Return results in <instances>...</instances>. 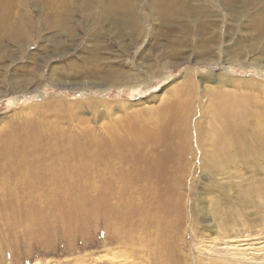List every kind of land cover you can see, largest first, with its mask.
I'll list each match as a JSON object with an SVG mask.
<instances>
[{"label":"rangeland","instance_id":"374dc122","mask_svg":"<svg viewBox=\"0 0 264 264\" xmlns=\"http://www.w3.org/2000/svg\"><path fill=\"white\" fill-rule=\"evenodd\" d=\"M102 1L0 0V264H264V215L249 228L193 222L217 179L199 168L210 113L188 112L221 88L248 128L264 124V53L231 13L264 0H106L107 15ZM102 43L119 74L61 73ZM231 163L228 196L264 184V170L240 162V178Z\"/></svg>","mask_w":264,"mask_h":264},{"label":"bare ground","instance_id":"6f19581e","mask_svg":"<svg viewBox=\"0 0 264 264\" xmlns=\"http://www.w3.org/2000/svg\"><path fill=\"white\" fill-rule=\"evenodd\" d=\"M105 2H106V0H103L102 5L106 6L105 7L106 15L112 14L114 12V10L112 9L113 5H111V7H110L109 6L110 4L107 5ZM117 4H118V2H117ZM119 6H120V3H119ZM128 6H130V5H128ZM116 7H118V5H116L114 8H116ZM239 7H240L239 4H236L234 2V7H233L234 9H232L233 11L231 12L233 18L238 23L240 18H242L241 16L245 15V18L247 20H246V23L243 25V28L246 30V32L247 31L253 32V30H254L255 34H256V38L248 37V38H250V40H248V43H247V45L249 47V51H251L253 54H256L257 53L256 49H257V51H260L259 53H264V6L256 13L249 12L247 9L244 11H246L248 13H246V12L244 13L241 11V9ZM117 11L119 12V10H117ZM118 12H116V13L118 14ZM129 12H131V11H129ZM61 18H63V17H61ZM215 18L217 20V15H215ZM119 22H121V21H119ZM137 24H138V22H137ZM119 25H121V24H119ZM58 26H59V24L55 25V27H58ZM135 26H137V25H135ZM116 29H117V27H116ZM118 29H119V27H118ZM123 29H124V27H123ZM134 29H135V27H134ZM24 30L19 32V34L16 32L17 35H13V37L16 40L20 39L26 33ZM137 32H139V31H137ZM14 34H15V32H14ZM7 35H9V34H7ZM113 35H115V34H113ZM2 38H4V37H2ZM94 44H96V43L94 42ZM91 49H89V50H91ZM91 51H93V53L97 54V57L96 58L94 57L95 58L94 60L84 59L83 62L80 64L71 63V65L69 66V68L71 70L70 73H69V71H67L68 69L66 70L65 66L64 67L61 66L64 68L63 70H61V73L62 72L64 73V71H65L66 74L68 73V74H70V76L73 75V77L74 76L75 77L91 76L93 78L98 77L101 74H102V78H104L103 76L110 77V74L114 73V72L115 73L117 72L116 74H119L118 71L120 69L117 70V66H116L117 61H115L116 59L114 60V59L109 57V58H105V60H104V59H102L103 57H101V55H100L101 53H103L105 51H109V52L111 51L110 48L107 47V45H105V43H102L101 47H97V48L95 45V48L92 49ZM201 52H203V51H201ZM246 52H247V50H246ZM113 57H115V56H113ZM153 57H151V58L153 59ZM111 63L113 64V68H110ZM123 63H124V61H123ZM153 64H154V61L147 63V66L150 68H153ZM102 70H103V72H102ZM121 70H122V68H121ZM120 75H122V74L120 73ZM120 79L122 80V78H120ZM220 89L218 91H214V90L211 91V89L206 88L207 92H211L206 105L204 106L203 104H201V101L199 100V102L201 104L199 107H198L199 103H197V105H196L195 101L193 102V106L188 107L189 108L188 112H191V114H192L193 113L192 111H194V115L196 113H198V110L201 109V106L204 107V109H203L204 113L205 112L210 113L209 124H208L209 128L207 131H208V134L210 133V135H211L210 136L211 138H209L211 146H209V147H207V145L206 146L202 145L201 147H200V145L198 146L197 149H199L200 159H201L200 164H199V166H200L199 168L202 169V171L204 170L205 171V172L203 171L204 173L208 172V173H206L207 178L210 177L212 180V177L215 176L214 178L217 179V180L215 179L216 180V182H215L216 188H214L212 190V191L216 192V194H215L216 198L214 197L212 200L211 210H210V207L208 205L209 200H208L207 193L203 194V192H205V191H203V192L199 191V193L202 196L198 197V199H197L198 202L196 201L197 202V208L193 207V204H192L193 210H192L191 215H192L194 223H195V220L202 217L205 220V222H207V224H209V225H217V227H218V225L224 226L223 230L229 229L228 224L232 221L236 222V223H237V221L239 223L241 221V223H242L241 226L249 228V226L256 225L255 221L259 220L258 218H255L257 215H259V217L260 216L262 217L264 215V194H263L264 193V190H263L264 184H263V181H261L260 183L256 182L258 184L252 183L253 185H251L250 183H248L246 185L239 183L238 187L236 189H234L233 196L230 197L227 195L226 188L228 190H233V188L229 187L230 186L229 184H231L232 182L230 180L231 179L230 174H226V173L231 171V170L229 169V171H227L228 168L225 169V167H227V165H229V164H232L231 162H234L236 164V165H234L236 167L235 175L237 177H240V178L242 176V173L239 171V165H238L240 162L243 163L244 165H246L250 171H254L256 169L261 170V171L264 170L263 162L260 160L262 157H264V124L258 126L256 129H253L251 127L248 128V126L246 125L247 121L245 119L244 114L242 113V110L240 109L239 103H237L238 104V107H237L236 104H234L231 100L228 99L227 93L225 91H224L225 93L222 92V90H220ZM175 96H177V95H175ZM236 97H235V99H236ZM257 125H259V123ZM191 128L192 129L197 128V124L194 122V126L192 127V124H191ZM254 132L256 134H254ZM254 136H262L261 141L258 144V146L252 142ZM203 140L204 139L201 138L202 144L205 142V140L204 141ZM194 152L196 153L197 151H194ZM220 173L222 174V178L218 179V177H216V176ZM225 178L226 179L230 178L229 180L226 181L227 184L229 183L228 185L225 186L226 188L221 184V182H223V180ZM242 179H245V178H242ZM257 181H258V179H257ZM209 186H211V185H209ZM239 188H244L245 195H242L244 192L241 194V192L239 191ZM261 192H263V193L261 194ZM255 193H256V195H260L262 200H263V202H261V204L259 206V210H249L248 212L243 210V208H246L250 205L253 206L254 202L257 203L256 195H253ZM209 196L211 197L210 194H209ZM225 203L226 204L230 203L232 205L236 204L239 207L241 206L240 208H242V209L225 210V207H224V206H226ZM249 209H251V208L249 207ZM237 217H241V219L237 220L238 219ZM258 222L259 221H256V223H258ZM261 223H263V222H261ZM193 226H195V225H193ZM214 229L217 230L216 226ZM203 233H206V230H203L202 234ZM210 242H207V244L203 243V245H207V246H205V248H207L208 250L212 249L210 247L212 242L211 243ZM238 257H239V255H238ZM238 259L241 260L240 257ZM226 260H228V258ZM236 262H238V261H236Z\"/></svg>","mask_w":264,"mask_h":264}]
</instances>
